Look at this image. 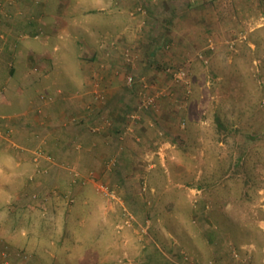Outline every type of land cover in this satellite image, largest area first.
<instances>
[{
	"label": "rangeland",
	"instance_id": "obj_1",
	"mask_svg": "<svg viewBox=\"0 0 264 264\" xmlns=\"http://www.w3.org/2000/svg\"><path fill=\"white\" fill-rule=\"evenodd\" d=\"M108 1L113 3V8L105 17L107 33L100 42V55L95 53L97 62L91 61L97 67L95 70H101L98 59L103 49L105 56L124 69L122 84L129 101L133 97L135 99L134 105L132 101L123 113L127 127L119 126L121 134H118L117 141L122 143L128 137L136 144L145 143L147 147L141 149L142 154H138L135 163L140 164L142 170L144 163L155 164L153 170L157 169L159 173H155L157 176L154 180L167 181L173 190L184 184L199 189L202 180H207L206 183L209 184L212 179L218 178V188L210 187L209 184L204 190L209 193L208 198H217V206L228 207L231 217H224V221L229 223L233 235L224 236L226 242L236 248L234 250L240 260L244 257L240 251V246L243 245L241 243H252L264 250V227L258 226L260 222L264 223V0ZM49 2V5L59 4V0ZM54 4L53 7L56 6ZM31 43L35 47L34 41ZM39 43L38 57H48V54L44 55L48 48L51 52L49 58L59 53L53 49L56 44L54 39L49 42L43 37ZM91 46L94 50V45ZM79 49L80 46L77 45L75 57L80 55ZM153 50H158L159 60L147 57ZM191 55H195L196 59L190 60ZM20 56L22 50L17 51L13 59L16 60L15 79L22 77L19 73L23 70L18 61ZM69 59L78 75V67L83 64L76 61L75 64V59L71 56ZM39 60L40 63H35L32 58L29 65L34 67L38 64L43 68L51 65V61ZM61 62L62 60H56L55 68ZM179 69L189 74L188 90L185 83L178 80L176 82L172 77L173 72ZM63 72L66 70L61 71ZM129 76L133 78V85L127 80ZM101 79L102 76L94 79L91 90L102 89L104 84ZM61 82L66 90H54L49 94L40 91L36 85L29 87L27 92L14 90V79L5 90L0 91V163L9 165L25 162L33 168L47 165L50 166L49 169H54V163L60 161L56 156L46 152L37 142L24 146L18 136L23 131L22 126H25L22 118L30 101L36 103L54 100L57 105L53 110L61 109L60 103L65 93L73 90L69 82ZM92 94L98 98L101 95L99 91H93ZM144 96L155 97L154 104L146 106ZM36 108L40 109L34 106L33 111ZM101 114L98 112L97 117L101 119L90 129L87 128V134L99 136L104 132L103 128H111L109 118ZM143 117L147 120L146 124L142 123ZM108 121L110 125L107 126ZM136 124L142 128L147 127L154 139L149 142L146 132H136ZM31 133L36 136L34 131ZM149 149L162 154L146 155L143 151ZM90 151L93 155H88L87 158L92 159L91 168L88 167L90 161L83 162L80 159L78 162L80 157L77 158L75 162H78V166L69 174L72 180L70 187L25 186L20 200L27 202V208L20 207V200L13 203L14 197H20L13 194L9 209L14 212L27 210L26 212L32 211L34 214L43 212V208L37 204L50 197L49 194H54L56 200L62 199L67 205L73 206L76 200L78 202L81 191L86 190L89 180H92L94 185L89 195L96 201L107 204L109 209L122 212L125 225L132 224V210L127 206L123 209L117 204L118 194L115 188L100 180L101 166L105 163L110 167L109 170L116 169L117 156L110 155L105 162V158H102L104 154L94 153V148ZM39 171H32L35 175L29 185L34 184ZM41 174L49 177L51 171ZM143 188L144 186L140 189ZM57 190L60 192H52ZM239 197L244 200L237 202ZM225 198L229 202L224 204ZM39 216L44 218L41 214ZM162 220L160 219V226H163ZM31 222L32 227L29 226L28 230L36 229L40 224L37 218H33ZM61 222L64 223V220L54 223L56 232L67 229ZM158 230L159 227L152 226L151 220H147L145 224L142 222L137 226L136 233L127 234L132 240H136L135 250L130 247L129 250L109 251L112 259L107 264H160L164 259L169 263V260L180 259L184 264H192L193 258L186 247L187 243L185 246L180 242L181 237L167 236ZM90 245L92 246L91 242ZM149 250L151 251L145 254L150 258L155 255L158 257L157 262H145L139 258L133 260L139 251L142 255L143 251ZM152 251L154 254H151ZM0 253L5 255H0V264H16L17 257L24 259L23 264L36 262L33 255L24 251L14 252L16 257L12 252L10 257L3 251ZM73 254L75 256L72 257L75 258L77 252ZM85 255L86 253L84 258ZM44 258L45 261L42 262L51 261L48 257ZM88 261L84 260L82 264ZM88 264H98V260ZM210 264L218 263L211 260Z\"/></svg>",
	"mask_w": 264,
	"mask_h": 264
},
{
	"label": "crops",
	"instance_id": "obj_2",
	"mask_svg": "<svg viewBox=\"0 0 264 264\" xmlns=\"http://www.w3.org/2000/svg\"><path fill=\"white\" fill-rule=\"evenodd\" d=\"M49 1L52 0H0V91L5 90L13 79L16 80L13 89L20 92H27L29 87L36 85L40 91L49 94L51 91L64 88L62 80L69 82L73 88L65 93V100H61L60 103L61 109L53 110L57 105L54 100L36 103L30 101L22 118L25 126H22L23 131L18 136L21 144L28 146L37 142L46 152L56 156L60 161L54 163V169H49L50 166L47 165L33 168L25 162L9 165L0 163V252L3 251L8 256H12L13 253L15 257L16 251L30 253L36 261L33 264H82L84 260H89L86 262L88 264L95 259L98 260V264H107V261L112 259L109 257V251L129 250L130 247L135 250L136 240H132L127 234L136 233L137 226L151 220L152 226L159 227L158 231L161 234L179 236L181 243L185 246L187 243L186 247L193 258L192 264H210L211 260L218 264H264L263 248L252 243L246 245L241 243L243 245L240 246V251L244 256L241 261L238 262L232 257L236 248L226 242L224 237L233 235L229 223L224 221V217H231L227 211L228 207L217 206V198L214 196L208 198L210 195L204 190L209 184L210 187L218 188V178L212 179L209 184L206 183L207 180H202V187L200 184L199 189L184 184L173 190L167 181L154 180L157 176L155 173H159V170H153L155 164L144 163L142 170L141 165L135 163L141 149L146 146L145 143L136 144L128 137L122 143L117 141L118 134H121L119 126L127 127L123 113L132 101L134 105L135 99L132 96V100L129 101L122 84L124 69L119 68L111 58L105 56L103 49L98 59V66H102L101 70H95L97 67L93 66L91 61L96 59L95 53L98 52L100 55L98 51L99 46L101 48L100 42L107 33L105 17L113 8V3L111 1L109 3L108 0H59V4L55 3L56 6L53 7L54 3L49 5ZM43 37L49 42H53V39L56 42L53 49L59 53L54 57L49 58L51 55L49 48L44 53L48 54V57L43 55L38 57L37 47ZM31 41H34L35 47ZM77 45L80 46L78 60L75 57L76 53L74 54ZM21 50L22 56L18 61L23 67L19 72L22 77L15 79L13 76L16 72L14 69L16 60L13 59L17 51ZM153 51L147 57L156 60L158 50ZM91 52L93 53L90 54ZM69 56L75 59L74 63L76 61L83 64L78 67L80 70L78 75L76 69L70 65ZM32 58L35 63H40L39 59H42L41 62L51 61V65L47 68L38 64L31 67L29 60ZM189 58L196 59L195 55ZM56 60L62 62L55 68ZM101 62L103 64H100ZM65 70L66 72L61 73ZM62 74L64 76L61 77ZM99 76H102L104 86L102 89L100 87L91 90L94 79ZM93 91L101 93L99 98L93 96ZM34 106L40 109L36 108L33 111ZM98 112L108 117L112 126L110 129L103 128L104 132L99 136H92L86 132L88 127L90 129L101 119L97 117ZM144 117L142 123L146 124L147 120ZM110 122L108 121L107 126ZM134 130L136 132L139 130L140 134L146 132L149 142L154 139L147 127L142 128L136 124ZM32 131L36 136L31 135ZM93 148L94 153L104 154L102 158H105V162L108 156H117L116 169L109 170L110 167L105 163L101 166L100 180L115 188L118 194L117 204L123 209L127 206L132 210L131 216L134 220L132 224L125 225L122 212L109 209L107 204H102L89 195L94 185L92 180H89L86 190L81 191L82 195L78 196V202L76 200L73 206L67 205L62 199L58 201L54 194H49L50 197L37 204L43 208V212L34 214L32 211L14 212L9 209L13 194L20 196L14 197L13 203H16L23 196L21 193L25 186L36 188L54 186L64 189L70 187L72 180L69 174L72 169L77 168L80 159L83 162L90 161L88 167L91 168L92 159L87 156L93 155L90 151ZM143 152L146 155L157 153L155 149ZM157 154L161 155L162 152ZM77 158L79 159L76 163ZM33 170H40V174L37 175L34 184L29 185L35 175ZM48 171H51L49 177L41 174ZM143 186L144 191L140 189ZM242 200L244 199L239 197L237 202ZM228 202V198L223 201L224 204ZM27 206V202L20 200V207L26 209ZM40 214L44 218L39 216ZM33 218H37L40 224L36 229L28 230L29 226L32 227ZM160 219H163V226L159 224ZM57 220H64V223L60 224L65 225L67 229L63 228L56 232L54 223H57ZM258 226L264 227V223L260 222ZM150 251H143L142 255L139 251L133 260L139 258L145 262H157L158 257L154 255L150 258L145 254ZM74 252H77L75 258L72 257L75 256ZM151 254H154L153 251ZM44 257L51 261L42 262L45 261ZM16 259V264H23L24 259L18 257ZM177 260H169L171 262L169 263L164 259L161 263L184 264L180 259Z\"/></svg>",
	"mask_w": 264,
	"mask_h": 264
},
{
	"label": "built area",
	"instance_id": "obj_3",
	"mask_svg": "<svg viewBox=\"0 0 264 264\" xmlns=\"http://www.w3.org/2000/svg\"><path fill=\"white\" fill-rule=\"evenodd\" d=\"M172 77H174L176 79V82L178 80L179 82L182 81L183 83H185V88H187V90H188V84H187L188 83V77H187V73H186L185 70L179 69L177 72H173ZM127 80L129 81V84H132L133 83L132 76H129ZM142 86L143 85H141V87ZM143 88L144 89H147L146 86H143ZM144 99H145L144 102H146V106H151L152 104H154L155 97H153V96H144ZM263 254H264V251H263ZM232 257L235 260H237V261H241L240 258H239V256H238V254L236 253V251L233 252Z\"/></svg>",
	"mask_w": 264,
	"mask_h": 264
},
{
	"label": "trees",
	"instance_id": "obj_4",
	"mask_svg": "<svg viewBox=\"0 0 264 264\" xmlns=\"http://www.w3.org/2000/svg\"><path fill=\"white\" fill-rule=\"evenodd\" d=\"M210 1L212 2L213 0H210ZM210 1H209V2H210ZM188 75H189V74H187V76H188Z\"/></svg>",
	"mask_w": 264,
	"mask_h": 264
}]
</instances>
